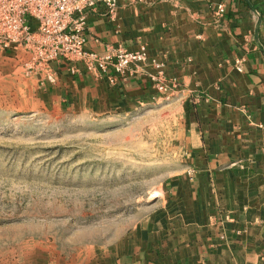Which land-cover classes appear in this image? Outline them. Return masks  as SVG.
Listing matches in <instances>:
<instances>
[{
  "label": "crops",
  "instance_id": "obj_1",
  "mask_svg": "<svg viewBox=\"0 0 264 264\" xmlns=\"http://www.w3.org/2000/svg\"><path fill=\"white\" fill-rule=\"evenodd\" d=\"M85 34L97 53L145 47L150 65L121 79L59 62L60 95L98 116L164 104L179 114L182 168L108 264H264L262 0H121L115 17L99 3Z\"/></svg>",
  "mask_w": 264,
  "mask_h": 264
},
{
  "label": "rangeland",
  "instance_id": "obj_2",
  "mask_svg": "<svg viewBox=\"0 0 264 264\" xmlns=\"http://www.w3.org/2000/svg\"><path fill=\"white\" fill-rule=\"evenodd\" d=\"M34 40L0 18V264H108L182 168L179 114L83 111Z\"/></svg>",
  "mask_w": 264,
  "mask_h": 264
},
{
  "label": "built area",
  "instance_id": "obj_3",
  "mask_svg": "<svg viewBox=\"0 0 264 264\" xmlns=\"http://www.w3.org/2000/svg\"><path fill=\"white\" fill-rule=\"evenodd\" d=\"M121 0H0V18L2 26H13L27 41L36 37L38 45L51 44L52 54L49 61L83 65L87 71H113L121 79L143 72L150 65L147 50L141 47L136 52H129L121 47L107 45L104 52L97 53L86 49L88 10L103 3L107 13L115 17ZM129 5L146 0H123ZM264 5V0H262ZM224 6H219L217 15L224 14ZM34 20L36 28L29 24ZM33 31V32H32ZM40 37H39V36ZM49 42V43H48ZM237 69L242 71L241 62ZM78 72L75 68L73 71ZM152 78V77H151ZM159 90H164L163 80L157 77ZM155 80V77L152 78ZM114 82V80H113Z\"/></svg>",
  "mask_w": 264,
  "mask_h": 264
}]
</instances>
